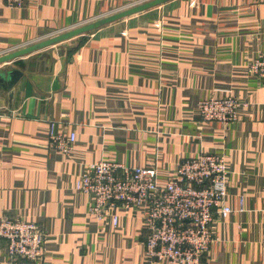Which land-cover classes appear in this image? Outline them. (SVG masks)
Segmentation results:
<instances>
[{"label":"crops","instance_id":"0c3cea01","mask_svg":"<svg viewBox=\"0 0 264 264\" xmlns=\"http://www.w3.org/2000/svg\"><path fill=\"white\" fill-rule=\"evenodd\" d=\"M144 1L0 0V55ZM261 50L264 0H167L0 64L21 71L0 86V218L41 226L43 264H194L149 263L140 212L98 220L76 182L107 159L154 167L164 183L209 152L225 160L232 211L215 217L199 264H264V84L247 70ZM226 93L236 119L200 120L198 101ZM51 131L74 133L68 154Z\"/></svg>","mask_w":264,"mask_h":264},{"label":"built area","instance_id":"2783aa9c","mask_svg":"<svg viewBox=\"0 0 264 264\" xmlns=\"http://www.w3.org/2000/svg\"><path fill=\"white\" fill-rule=\"evenodd\" d=\"M26 0H3L21 7ZM248 73L264 84V50L248 63ZM226 92V91H225ZM241 103L229 93L209 95L198 102L202 121L230 123ZM50 145L64 154L72 149L75 135L50 132ZM228 171L225 160L204 152L177 163L175 172L159 183L154 167L128 166L100 159L88 163L76 182L79 192L92 196L91 215L98 220L111 217L122 206L140 212L145 227L144 254L157 261L199 264L213 239L215 217H226L232 209L225 204ZM44 230L23 219L0 218V240L4 241L7 264H43Z\"/></svg>","mask_w":264,"mask_h":264},{"label":"water","instance_id":"95a60500","mask_svg":"<svg viewBox=\"0 0 264 264\" xmlns=\"http://www.w3.org/2000/svg\"><path fill=\"white\" fill-rule=\"evenodd\" d=\"M165 1L167 0H146L144 2L135 4L133 6L126 7L122 10L111 13L109 15H105L98 19L89 21L80 26L73 27L71 29L62 31L56 35H53L41 41L35 42L25 47H22L14 51L0 55V64L9 62L10 60L17 58L19 56L26 55L31 52L46 48L48 46H52V45L61 43L63 41H66L68 39L80 36L102 25L120 20L134 13H137L145 9L159 5L161 3H164ZM20 76H21V71L17 69H6L5 70L1 68L0 69V86L2 85L4 88H7L8 86H11L12 84H14ZM3 83L8 84V86L3 85Z\"/></svg>","mask_w":264,"mask_h":264},{"label":"rangeland","instance_id":"374dc122","mask_svg":"<svg viewBox=\"0 0 264 264\" xmlns=\"http://www.w3.org/2000/svg\"><path fill=\"white\" fill-rule=\"evenodd\" d=\"M130 6H133V4H131ZM130 6H128V7H130ZM124 9V8H123ZM122 10V9H121ZM87 23V22H86ZM85 24V23H84ZM82 25V24H81ZM43 40V39H42ZM41 41V40H40ZM38 42V41H37ZM31 44H33V43H31ZM30 45V44H29ZM27 46V45H26ZM25 47V46H24ZM20 48H22V47H20ZM17 49H19V48H17ZM14 50H16V49H14ZM14 50H12V51H14ZM11 52V51H10ZM8 53V52H7ZM3 54H5V53H3ZM2 55V54H1ZM201 100V99H200ZM199 102V101H198ZM236 117H237V114H236Z\"/></svg>","mask_w":264,"mask_h":264}]
</instances>
